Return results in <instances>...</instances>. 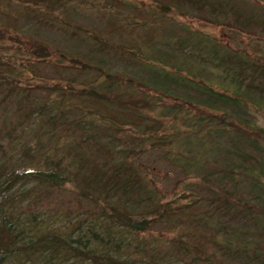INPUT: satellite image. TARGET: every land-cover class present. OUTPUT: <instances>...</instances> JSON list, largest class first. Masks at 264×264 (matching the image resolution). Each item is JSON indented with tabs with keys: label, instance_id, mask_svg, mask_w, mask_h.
I'll list each match as a JSON object with an SVG mask.
<instances>
[{
	"label": "trees",
	"instance_id": "1",
	"mask_svg": "<svg viewBox=\"0 0 264 264\" xmlns=\"http://www.w3.org/2000/svg\"><path fill=\"white\" fill-rule=\"evenodd\" d=\"M31 1L50 15L72 0ZM141 1L145 20L128 23L126 40L113 23L105 29L123 39L112 46L117 65L104 59L108 44L89 37L94 47L86 53H58L62 80L53 85L28 82L31 61L51 55L46 45L18 35L0 45V122L10 107L15 155L0 161V264H264V128L252 115L264 112V63L219 50L177 22L264 35V16L229 0ZM0 24V42L8 29L24 35L15 17L0 12ZM159 108L182 124L167 129L151 115ZM224 134L227 150L218 146ZM165 147L183 154L177 163L199 177L171 200L141 162L143 153ZM210 152L219 160L205 165ZM67 186L79 212L38 229L29 205ZM24 201L26 219L18 211ZM157 225L180 233L165 242L146 237Z\"/></svg>",
	"mask_w": 264,
	"mask_h": 264
},
{
	"label": "rangeland",
	"instance_id": "2",
	"mask_svg": "<svg viewBox=\"0 0 264 264\" xmlns=\"http://www.w3.org/2000/svg\"><path fill=\"white\" fill-rule=\"evenodd\" d=\"M126 6L124 9L110 8L101 0H72L68 1L63 7L52 10L50 15L45 13V6L42 3L34 5L31 0H0V12L5 16L15 17L17 25H21L24 35L14 34L10 29L4 35L0 45H9V37L14 38L18 35L24 41L39 42L46 45L51 55L46 62L38 63L31 61L34 70L29 73L28 82L38 85H53L61 82L62 78L57 75L55 64L58 61V53L63 52L66 55H76L75 53H86L90 45L89 37L99 38L102 42L108 44V50L103 52L104 59H108L111 63L116 62V55L112 50L121 40L116 35L107 36L106 27L113 23L115 29L124 32V40L128 33H133L128 23L135 21L137 25L145 20L148 9L146 2L141 0H123ZM236 7L248 11L249 13L261 17L264 16V0H229ZM135 9L134 11L132 10ZM140 11V12H139ZM45 13V14H44ZM133 19V20H132ZM5 25L7 23L3 21ZM177 22L188 25L203 40L210 41L219 50H225L229 53L238 54L249 61L264 63V35L252 34L247 35L234 29L213 26L195 19H177ZM2 25V24H0ZM174 30V29H173ZM117 31V32H118ZM176 33L178 31L174 30ZM116 32V33H117ZM142 31L137 30L134 37L139 41L137 35H141ZM177 35V34H176ZM26 43V42H24ZM120 45V44H119ZM112 47V48H111ZM20 60L27 65L22 57ZM110 58V59H109ZM88 79L90 77H87ZM35 87H31L30 89ZM33 98L43 100L47 97L46 92H34ZM50 100V99H48ZM169 101L165 102V106H169ZM159 105V104H158ZM7 122H0V161L10 163L14 160L15 155L12 151V140H14L13 130L11 126L14 124V118L11 114L10 107L5 109ZM153 117L159 118L166 125L167 129L174 126H180L182 121L178 119L179 114H172L163 108L157 109L151 114ZM255 116L256 123L264 128V112H252ZM170 132V130H168ZM228 134H224L218 138V146L225 150L229 149ZM165 147L161 151H148L143 153L141 162L143 164L144 173L151 180L158 194L165 200L175 199L182 191L191 183L199 180V177L193 171H183L180 163H177L183 156L178 154L176 150L168 151ZM206 146L203 152H205ZM206 162L211 163L217 159L215 154L206 155ZM70 186L60 189L45 190L37 197L35 206L29 205V211H36V219L38 229L44 226L60 225L68 223L71 215L79 212V203L74 197ZM27 201L19 206L18 211L22 212L23 219H26L28 210L26 209ZM51 216V220H45L44 216ZM44 219L46 222H41ZM61 219V223L59 220ZM67 219V220H66ZM42 223V224H41ZM53 226V227H56ZM180 233V229L175 228L173 231L166 229L161 225L155 226L145 236L156 237L160 242H165L176 238Z\"/></svg>",
	"mask_w": 264,
	"mask_h": 264
}]
</instances>
